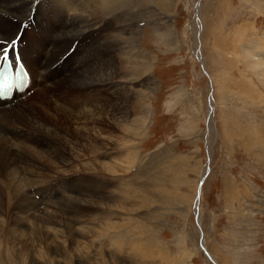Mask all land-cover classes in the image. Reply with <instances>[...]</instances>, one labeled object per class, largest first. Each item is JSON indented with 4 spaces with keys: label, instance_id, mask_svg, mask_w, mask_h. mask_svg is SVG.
I'll return each mask as SVG.
<instances>
[{
    "label": "rangeland",
    "instance_id": "374dc122",
    "mask_svg": "<svg viewBox=\"0 0 264 264\" xmlns=\"http://www.w3.org/2000/svg\"><path fill=\"white\" fill-rule=\"evenodd\" d=\"M127 2L132 5L123 26L129 30L130 37L128 63L123 64L120 54L115 56L119 60L118 69L125 66L128 74L119 76L118 81L127 83L128 120L135 123L146 117V123L140 135L141 130L134 134L130 129L122 135L115 129L111 136H115V140L125 138L130 146L122 152L132 161H116L123 157L120 144L116 142L109 148L113 151L104 155L118 166L117 173L110 176L100 169L99 162L113 163L101 154L92 157L90 151L78 144L71 148L69 166L64 167L65 174L61 176L47 167L46 161H33L31 156L26 157L24 164L19 163L21 175L34 181L30 196L36 200L39 210L34 209L33 217L26 222L16 219L13 214L16 211L8 212L9 201L4 205L3 197L0 198V206L4 205L0 220L7 217L8 230L14 231L11 236L19 243L33 239L38 245L29 261L18 248H13L15 264H47L37 260L42 257L49 260L52 257L55 264H67L63 258L70 264H134L132 243L135 242L142 244L139 255L144 262L141 264H264V87L244 65L243 52L248 48L255 60H264V0H145L147 5L142 12L134 6L138 0ZM105 3L106 7L112 5L108 0ZM17 4L25 7L20 2ZM10 6H7L8 12ZM55 12L51 10V15L50 11L47 15L45 24L50 35L46 40L56 38L53 22L58 21V17ZM64 12H58L60 17L70 18L67 11ZM106 17L104 10L94 19L103 26L110 21ZM112 21H115L116 33L108 32L118 34L122 27L117 20ZM28 33L41 37L38 31L25 32ZM6 42L0 41V53ZM73 44L76 47L77 41ZM44 51L46 47L38 54ZM62 74L61 71L53 74V79L60 81ZM38 76L42 77V72ZM64 77L67 79L68 75ZM47 88L50 89L48 82L41 87V93L30 87L25 99L17 101L27 104L32 98L30 108L36 110L37 101L43 105V100H50L44 95ZM60 90L66 92L67 89ZM208 110L212 113L211 131ZM104 117L108 119L107 115ZM8 127L0 129L8 142L16 144L18 139L24 138V145L35 150L53 146L58 154L65 152L57 143L48 142L50 138L45 137L44 132L39 133L42 140L34 137L35 132L16 118L9 121ZM20 130L25 133L19 134ZM6 131L11 139L10 135L5 136ZM102 150L100 148L98 153ZM64 158H67L66 153ZM35 162L42 170H34ZM89 174L94 177L96 186L85 189ZM0 180L2 197L3 175ZM122 188H130V198L118 204L115 195L117 190L124 192ZM24 193H28L27 188ZM42 194H46L45 204L40 198ZM61 199L66 201L63 203ZM71 199L77 206L68 205ZM55 200H58L56 205L62 203V213L58 208L51 210L52 206L48 205L51 202L54 205ZM75 210L80 211L75 212L79 214L70 216ZM111 212L114 216H107ZM61 214L75 223L67 235ZM45 216H50L54 221L51 227L61 232L58 246L38 240L33 232L36 224L46 222ZM91 216L93 220L88 221ZM107 220L117 229L103 227ZM47 225L50 227L49 223ZM121 233L126 234L119 237ZM1 234L0 240L9 241L10 233L7 237ZM48 236L53 239L50 231ZM2 241L0 255L5 249ZM2 257V264H8L6 256ZM25 260L27 262L23 263Z\"/></svg>",
    "mask_w": 264,
    "mask_h": 264
},
{
    "label": "bare ground",
    "instance_id": "6f19581e",
    "mask_svg": "<svg viewBox=\"0 0 264 264\" xmlns=\"http://www.w3.org/2000/svg\"><path fill=\"white\" fill-rule=\"evenodd\" d=\"M105 1L106 0H91L90 2L89 0H0V41H7L6 45L3 47L1 46L2 51L0 53V58L3 56V49L8 48V55L12 64H15L16 66L17 60L21 63L24 70L28 72V74L26 73V77H28V83L17 86V88L13 91L14 96L10 101H0V129L3 130L5 127L8 129L9 121L13 118H16L18 121L31 128L35 132L34 137L39 138V133L41 134V132H44V136L50 138L47 139L48 142L52 141L55 144L57 143L59 147L65 151L63 155H61L62 153L58 154L60 152L53 151V146H49L52 147L51 149H45V147L35 150L33 147H27V145H24V138L18 139L17 143L15 144L13 142H8L0 134V175H3L5 178L2 183V197L0 198L4 197V205L9 201L10 209H8V212L12 213L15 210L16 212L13 214H16V219L21 218L26 222L32 216L34 209L35 212L39 210V208H37L38 206L36 200L30 196V190L32 186H34L32 185L34 181H29L27 178L23 177L18 167L19 163L22 165L26 162V157L31 156L33 161H46L47 167L49 166V168L60 173V176L63 173L65 174L64 167L68 165L67 159L72 157L71 148L75 144H78L84 149L90 151L92 157H98L101 154L103 155L102 157L104 159H107L108 162L113 163L110 157L106 158L104 156L113 151L111 149L109 150V148L115 146L116 142H119L120 144V152L124 151L127 146H130L123 136L115 140V136H111L114 134L112 133L113 130L117 129L122 135H125L130 129H132L134 134H137L139 130H141L138 134L140 135L146 123V117L143 119H138L135 123H131L130 120H128L130 108L128 106L129 96L126 92L127 83L118 81L119 76H122V74L126 76L128 74V69H126L125 66H122L120 69H118L119 60L117 61L115 55L120 54L122 56L121 58L123 64L124 62L128 63L130 37L129 33L127 32L129 30H126L123 26L126 15H129L128 10L132 7L131 2L128 5L127 0H108V2H111L112 5L110 7H106ZM17 2H20V4L24 5L25 7H20ZM10 4V11L8 12L7 6ZM146 5L147 2H145V0H138V2H134V6H136L135 8H137V10L139 9L138 12L144 11ZM51 10L57 11V13H55L57 14L58 21L53 22V31L56 35V38H49V40H46L47 38L45 37L50 35V33L48 32L45 23L47 21V15L49 11L51 15ZM64 10L65 12L67 11L66 13L69 14L70 18H68L66 15H62L63 17L66 16L64 19L63 17H60L61 14H58V12L60 13ZM104 10H106V18L110 19V21L108 20L109 22L107 21V24L104 23L103 26H100L101 23L98 21V19H94V16L96 14L102 13ZM112 20H117V23L122 27L120 30H118V34H115L116 31H114L113 28L115 21L113 22ZM108 30L115 32L114 35H111ZM170 30L171 29H169L168 32H170ZM26 31H38V34L41 37L38 38L35 34L30 35V33L25 34ZM9 40H11L10 43ZM12 41H15V44L13 47H9ZM74 41H77L76 47L73 44ZM22 46H24L23 49ZM49 46H51V48ZM45 47L47 48V51L38 54V51L40 49H44ZM126 49L127 53L125 54ZM68 51L73 52L68 55L66 54ZM243 52L245 54L244 65L251 69L253 75L264 87V60H255L256 57L251 54L248 48H245ZM51 57H53V61H50ZM4 62H6L5 59ZM1 63H3V61ZM19 71H22L21 67ZM60 71L63 73L62 79H60V81H55V79H53V74H59ZM39 72H42V77L38 76ZM13 74L16 73L14 72ZM65 75H68L67 79H64ZM76 75H78V77ZM47 82L50 86V89L47 88L44 92V95L49 96L50 100L47 98L43 100V105L39 104L37 101L36 110L30 108L29 102L32 100V98H29L30 101H28L27 104L21 101L25 99L26 94L30 93V91L28 92L30 87L31 90L32 88H36L39 93L41 87ZM60 88H66L67 90L66 92H61ZM41 92L42 91H40V93ZM99 92L104 94H99ZM39 95L42 96L41 94ZM100 96L103 97L99 98ZM18 98L21 100L17 101ZM62 99L64 100V103H57V101H61ZM33 102L34 101H32V104ZM7 103H10L11 106ZM39 105H41L42 109H39ZM69 106L70 108L68 109ZM79 106H81V108H79ZM98 111L101 113L99 114ZM208 111L210 117L212 113L210 110ZM105 115L108 116V119H104ZM117 124H120L121 126H118ZM212 125L213 124L210 117V131L212 129ZM24 133L25 132L23 130L19 131V134ZM4 134L6 137L7 134L10 135V133L7 131L4 132ZM11 138L12 137L10 135V139ZM39 139L42 140V138ZM97 148H101L103 150L98 153L99 149L96 151ZM75 150L77 151V149ZM65 153L67 158H64ZM116 161H119L120 163H129L132 160L128 161L127 156L125 157V154L123 153V157L116 158ZM35 163L36 167L34 170H42L41 167H37L38 162ZM41 163L43 164V162ZM99 165L100 169L102 168L104 171H106L107 176L117 173L116 168H118V166H115L117 165L115 162L113 165L107 163L100 164L99 162ZM205 172H207L206 169ZM60 176L57 175L56 177L60 178ZM66 176H64V178ZM51 179L53 178L51 177ZM203 179L204 178H202L200 182L197 197L198 199ZM40 183H43V181H40ZM85 183L87 184L85 185V189H91L96 186L94 177H92L90 174L86 176ZM26 188L28 189L27 194L24 193ZM129 189L130 188L125 190L123 189L124 192H120V190L116 191L115 198L118 204L129 200ZM60 194H57V196L59 197ZM45 195L46 194H42L40 196L42 199V204L47 203ZM76 199L78 202V198ZM56 201L58 200H55L54 205H52V202L48 205L52 206V209L50 208L51 210L58 208L59 210H56H58L59 213H62V209L60 208L62 203L56 205ZM60 201H63L64 203L66 200L61 199ZM73 201L74 200L72 199L68 201V205H74V207L77 206V204ZM3 207L2 205L0 206L1 212ZM70 208L71 207H69V209ZM80 209V207H77V210ZM108 209L110 208L108 207ZM77 210L69 213V215L73 216L79 214L75 213L80 212ZM197 213L196 215L199 220L200 215ZM62 215L64 216V214H61V216ZM104 215L106 216L105 213ZM109 215L114 216V213L111 212V214H107V216ZM63 216L61 217V224H63V227H65L67 231L65 234L67 235L73 230L75 223L72 224L70 218L66 220L63 218ZM65 216H67L66 213ZM4 218L5 219L3 221L0 220V232L2 233L0 234L1 236L7 237L10 233V238H8L9 241L6 242L7 238L4 241L0 240V243L1 241L5 243L3 254L6 256V262L8 264H15L13 259L15 255L12 257L13 253L11 252L13 248H18L20 252L27 256L29 261V259L32 258V254L37 252L35 245H38V242L32 239L30 242H26L25 240L19 243L18 240H15L11 236L14 231L12 233V231L10 232L8 230V220L7 217ZM89 219L92 221L93 217H88V221ZM12 220L13 218L11 219V222ZM44 220L46 222L40 223L39 226L36 224V231L33 230V232L36 233L35 235L37 236L38 240H44L47 243H55V246H58L57 241L59 235L61 236V232L51 227V224L54 223V221L50 216H45ZM44 220L42 219V221ZM23 221L21 222L23 223ZM65 221L66 224H64ZM14 222L17 224L16 220H14ZM4 223L5 225L3 227ZM47 223L50 224V227L47 225ZM103 225V227L111 228L112 230L117 229L109 220H107L106 223H103ZM84 228L86 227L84 226ZM62 230H64V228ZM49 231L51 232L53 239L48 236ZM124 234L126 233H121L119 237L124 236ZM36 236H33V238ZM132 248L134 250L132 254L135 256V258L133 261H131L134 264L143 263L144 258L139 255L142 244L139 242L132 243ZM2 255H0V264L3 263ZM209 258L211 261L210 256ZM40 259L42 262H47V264H55V261L52 257L50 260L47 257H42L37 260ZM62 260L65 263L70 264L67 262L68 259L63 258ZM26 262L27 260H25L23 263Z\"/></svg>",
    "mask_w": 264,
    "mask_h": 264
},
{
    "label": "snow or ice",
    "instance_id": "6c2138e0",
    "mask_svg": "<svg viewBox=\"0 0 264 264\" xmlns=\"http://www.w3.org/2000/svg\"><path fill=\"white\" fill-rule=\"evenodd\" d=\"M15 44V41H12V43L9 45V47H13ZM3 59H8V48L3 49Z\"/></svg>",
    "mask_w": 264,
    "mask_h": 264
},
{
    "label": "water",
    "instance_id": "95a60500",
    "mask_svg": "<svg viewBox=\"0 0 264 264\" xmlns=\"http://www.w3.org/2000/svg\"><path fill=\"white\" fill-rule=\"evenodd\" d=\"M204 250V249H203ZM205 252V251H204ZM206 256H207V258L210 260V258H209V256H208V254H206Z\"/></svg>",
    "mask_w": 264,
    "mask_h": 264
}]
</instances>
